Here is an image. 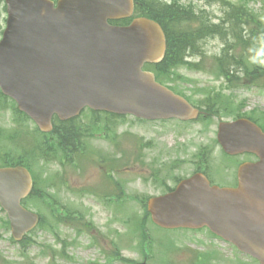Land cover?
Returning <instances> with one entry per match:
<instances>
[{
  "label": "rangeland",
  "instance_id": "1",
  "mask_svg": "<svg viewBox=\"0 0 264 264\" xmlns=\"http://www.w3.org/2000/svg\"><path fill=\"white\" fill-rule=\"evenodd\" d=\"M173 1L192 12L188 28L219 30L199 38L195 47L200 51L194 50L197 54L187 56V64L164 79L210 110V118L147 121L85 111L71 130L74 135L82 132V149L65 158L53 153L47 160L35 124L0 95V155H27L25 162L37 174L40 188V197L32 198L29 208L44 219L19 244L0 205V264H257L209 229H161L146 213L148 197L162 194L195 170L222 181L237 159L226 157L216 143L220 121L252 117L264 126V75L251 79L247 69L228 81L215 60L234 54L243 68L264 69V0H151L162 6ZM0 16H7L3 4ZM242 29L247 46L236 37ZM47 139L49 146L57 142L53 135ZM113 165L119 171L109 178L106 168ZM116 191L124 199L120 205L103 199L106 193L117 202ZM203 254L207 261L200 258Z\"/></svg>",
  "mask_w": 264,
  "mask_h": 264
},
{
  "label": "water",
  "instance_id": "2",
  "mask_svg": "<svg viewBox=\"0 0 264 264\" xmlns=\"http://www.w3.org/2000/svg\"><path fill=\"white\" fill-rule=\"evenodd\" d=\"M7 27L0 41V87L42 131L53 118L78 116L85 107L147 119H196L200 110L157 81L146 63L162 61L167 37L155 20L130 25L134 0H6ZM219 140L226 152L260 158L239 171V186H211L202 173L151 197L152 220L164 228H201L235 244L264 264V132L246 118L222 121ZM23 166L0 167V203L12 233L21 240L40 217L22 205L33 188ZM138 264H147L146 262Z\"/></svg>",
  "mask_w": 264,
  "mask_h": 264
},
{
  "label": "trees",
  "instance_id": "3",
  "mask_svg": "<svg viewBox=\"0 0 264 264\" xmlns=\"http://www.w3.org/2000/svg\"><path fill=\"white\" fill-rule=\"evenodd\" d=\"M140 2L144 5L138 7L137 9L138 14L147 15L159 21L164 27L166 35H167L168 49H167V53H166L164 60L158 64L146 65L148 69H152L155 71L157 78L160 81L165 82L164 79L167 78L169 73H171V71L174 68L188 63L187 62L188 60L186 61V58L188 55L197 54L196 51L194 50L198 49L200 51V48L195 47L197 44V41L200 40L199 38H202L209 34H214L213 31L215 30L211 29L209 30L211 32H209L206 30L207 27H205V25L203 26V28H198V29L188 28V26H186L185 24L189 21L188 16H192L190 14L192 12L188 11L187 9L182 7V5L174 1L172 3H166L164 6L151 2L149 0H143V1L139 0V3ZM3 3H4V0H0V5ZM234 16H237L238 18L239 14L237 15V12H235ZM122 22L126 24L129 21L125 20ZM214 27H216L215 29L219 28V26H214ZM1 28H2V24H1V16H0V29ZM244 31L245 30L242 29L238 36L244 38L245 36ZM215 32H219V30H216ZM201 55H204L203 49H202ZM215 60H216L217 67L221 75H225L228 81H232L234 77H237L239 75L238 73L242 71L246 72L248 70H252L248 73L249 76L251 74V79H254V78L260 79L262 77L261 74L258 72V69L260 68L256 66L255 68H249V66H245V68H243L244 66L242 65V63L238 62L234 54L230 57L228 56L217 57ZM191 65L192 66L194 65L193 67H198L199 63H194ZM172 88L179 91L175 87H172ZM0 95L4 96L1 91H0ZM3 98L4 99L7 98L6 99L7 101L10 99L6 96H4ZM9 101H12V100L10 99ZM12 102L14 103V101ZM16 110L18 111L17 108ZM18 112H19L18 114H21L23 117L25 116L28 120H30V118L24 113H21L20 111ZM110 115L117 117V115H112V114ZM72 121L61 122L59 120H55L54 130L52 132L47 134V133H43L39 131V133H43L42 136L44 139L42 141V144L45 143V147H46V149H44L43 147L42 152H41L44 159L49 160L50 155L53 153L54 154L62 153L63 156L61 157L65 158V157H68L70 153L72 154L73 151H78L82 149L81 147L82 146L81 145V141H82L81 133L82 132L79 131L77 135H74L75 131H71L73 127ZM20 129L16 130V132L19 131ZM50 135L55 136V139L57 141L52 146H49L46 144L48 143L46 142L48 141L47 138ZM23 138L24 136H22L20 138L21 140H19L18 142L20 147L21 146L23 147V143H22ZM53 146H55V148H53ZM26 160L28 161V157H26V155H24L23 153L18 154V155H12L8 153L6 158L0 155V162L2 165H11V164L24 165V163L26 165L27 164L25 162ZM28 167L31 169L29 165ZM32 172L34 174L36 184H35L32 194L26 200H24L26 204H29L32 198L40 197L39 195L40 188H37L39 178L37 174L35 173V171L32 170ZM166 189H171V188L170 186H167ZM146 213L149 216V212L147 210H146ZM43 220L44 219L42 218L40 222V226L43 223ZM144 221H146V219H144L143 222ZM8 225H9V222H8Z\"/></svg>",
  "mask_w": 264,
  "mask_h": 264
},
{
  "label": "flooded vegetation",
  "instance_id": "4",
  "mask_svg": "<svg viewBox=\"0 0 264 264\" xmlns=\"http://www.w3.org/2000/svg\"><path fill=\"white\" fill-rule=\"evenodd\" d=\"M234 158L237 159V162H235L233 166L227 167L228 170L222 175V181L217 182L215 179L211 177L212 175L211 176L208 175L210 179L212 180V182L218 183L224 186H236L238 184V176H237L238 166L245 161L257 160V157L251 154L237 155V156H234Z\"/></svg>",
  "mask_w": 264,
  "mask_h": 264
}]
</instances>
